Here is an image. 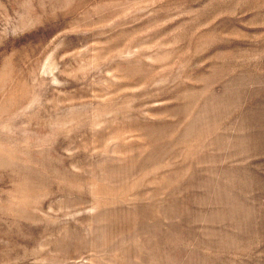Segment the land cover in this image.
<instances>
[{"label":"rangeland","instance_id":"rangeland-1","mask_svg":"<svg viewBox=\"0 0 264 264\" xmlns=\"http://www.w3.org/2000/svg\"><path fill=\"white\" fill-rule=\"evenodd\" d=\"M0 264H264V0H0Z\"/></svg>","mask_w":264,"mask_h":264}]
</instances>
